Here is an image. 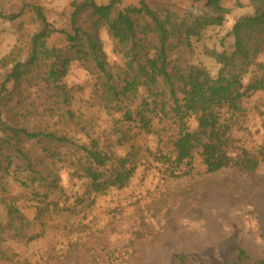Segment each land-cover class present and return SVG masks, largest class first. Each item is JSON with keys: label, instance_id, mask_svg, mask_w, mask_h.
I'll use <instances>...</instances> for the list:
<instances>
[{"label": "trees", "instance_id": "obj_1", "mask_svg": "<svg viewBox=\"0 0 264 264\" xmlns=\"http://www.w3.org/2000/svg\"><path fill=\"white\" fill-rule=\"evenodd\" d=\"M189 1L203 3L204 12L188 13L173 0H141L123 9L121 0H72L67 30L50 24L34 1L23 0L22 10L9 15L0 7V19L9 22L29 9L37 25L27 47L16 46L4 59L5 66L12 67L0 86V201L7 218L0 220L1 260L11 261L4 247L7 238H26L30 227L7 195L11 184L29 188L45 206L39 211L48 212L51 203L56 208L52 200L61 192L57 164L66 163L75 178L84 180L88 199L125 188L137 168V153L120 158L103 151L76 121L71 90L63 83L73 63L91 76L104 111L139 124L146 134L154 132V119L173 130L169 144L174 158L159 155L173 176L193 175L196 157L207 174L227 168L247 175L257 171L264 147L250 152L237 144L224 115L240 113L244 99L264 92V0H252V14L233 25L231 51L211 53L219 65L215 77L188 63L184 55L192 39L221 26L229 11L225 0ZM103 28L122 56V67L106 60L99 37ZM56 34L65 37V46H48ZM41 107L45 109L39 111ZM71 123L85 140L74 139ZM83 200L76 198L74 206L83 205ZM256 264H264V259Z\"/></svg>", "mask_w": 264, "mask_h": 264}, {"label": "rangeland", "instance_id": "obj_2", "mask_svg": "<svg viewBox=\"0 0 264 264\" xmlns=\"http://www.w3.org/2000/svg\"><path fill=\"white\" fill-rule=\"evenodd\" d=\"M28 1L40 5L57 30L68 29L72 0ZM95 1L107 4L111 0ZM140 1L121 0L120 8L138 6ZM173 2L188 13L204 12L203 3ZM251 3L225 0L223 6L229 12L222 25L209 27L191 40V49L184 55L188 63L215 77L219 65L211 53L231 51V29L239 18L252 14ZM22 6L23 0H0L6 15L20 12ZM28 10L15 22L0 19V86L12 67L5 66V57L16 46L27 47L36 30ZM99 37L109 65L122 67V56L114 51L105 28ZM47 42L56 48L66 44L61 34ZM25 57L23 53L20 60ZM63 83L71 90L70 109L88 136L115 157L137 153V168L125 188L91 194L88 199L84 180L75 178L66 163L57 164L61 192L52 200L56 208L51 203L48 212L39 211L45 206L38 204L29 188L11 184L7 195L30 227L26 238H7L4 247L11 261L0 259V264H256L264 259V161L252 175L232 168L207 174L196 157L194 174L177 178L159 160V155L174 158L169 126L154 119V132L146 134L139 124L104 111L91 76L77 63L71 65ZM241 107L240 113H227L224 119L230 137L255 152L264 147V92L250 95ZM71 130L74 139L85 140L72 123ZM81 197L83 205L74 206ZM6 219L0 201V220Z\"/></svg>", "mask_w": 264, "mask_h": 264}]
</instances>
